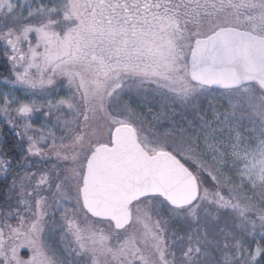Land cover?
Listing matches in <instances>:
<instances>
[{
  "label": "snow or ice",
  "instance_id": "snow-or-ice-1",
  "mask_svg": "<svg viewBox=\"0 0 264 264\" xmlns=\"http://www.w3.org/2000/svg\"><path fill=\"white\" fill-rule=\"evenodd\" d=\"M24 10L0 0L14 77L0 114L21 151L55 163L7 189L16 207L0 208V264H264V0ZM61 87L67 98L37 102ZM150 97L160 111L149 118ZM165 107L175 119L158 128ZM11 163L0 153V173Z\"/></svg>",
  "mask_w": 264,
  "mask_h": 264
},
{
  "label": "rangeland",
  "instance_id": "rangeland-1",
  "mask_svg": "<svg viewBox=\"0 0 264 264\" xmlns=\"http://www.w3.org/2000/svg\"><path fill=\"white\" fill-rule=\"evenodd\" d=\"M38 0H27V3H26V0H18V4H21V5H25V10H24V15L27 16V4H32L33 6H35L37 4ZM44 2H47V0H44ZM0 23H4L3 21H0ZM6 23H8L9 25L12 24L11 21H7ZM11 80V79H14L13 75L10 76V77H4V76H0V90H4V91H7V86L4 84V81L5 80ZM16 95L18 97H20L22 100L24 99H28V97H25L24 96V93L22 90H19L17 89L16 90ZM69 95V90L66 88V87H61L59 88V90L57 92H53L51 93L50 95L49 94H45V95H37L35 98L37 99V102L38 103H44L45 100L47 99H52V100H57V99H60V98H67V96ZM0 103H2V101H0ZM15 107V105L13 106ZM151 107L152 109V112H148V108ZM203 107L205 108V110L207 111L208 110V104L207 102L204 103ZM47 109H42L41 111L35 113V116H34V119H33V124L35 127L39 128L42 124L45 123V117L43 115V112L46 111ZM217 110L218 111H226V108L223 106V104H221L220 106L217 107ZM142 111L145 112V115L148 116L149 118L151 117L152 113H159L160 111V105L151 99V97L149 98L148 102L145 104L144 108L142 109ZM164 111L167 113V118H162L161 119V122L157 125L158 128H163L167 125L170 124V121H172L173 119H175V117H173L171 111L165 107L164 108ZM177 112H179V110H177ZM13 119L16 120L17 124H20L22 123V121H20L18 118L15 117V113H12L11 114ZM192 117L189 116V119H191ZM0 119L5 121L4 117L2 114H0ZM6 122V121H5ZM179 122L183 123V120H180ZM50 123H54V121H51ZM13 131H20L19 128L17 129H13ZM62 133L61 132H57V136H60ZM25 142V146L27 147V141L26 140H23ZM201 146H202V141H201ZM46 151H48L46 149ZM1 153V151H0ZM31 157H36L38 159H41V160H45L47 162H49V166L47 168H42V170H34V171H31L30 173H36L37 176L44 170H48L52 167V165L55 163V159H46V158H41L39 156H31ZM9 174V173H8ZM8 174H3V173H0V178H6L8 176ZM231 174V173H230ZM235 179V177H234ZM19 182V180H17ZM12 183V182H11ZM11 185V184H10ZM10 187V186H9ZM209 187V186H207ZM210 189L212 187H209ZM47 195V193H45ZM7 204H10L12 207H16V197L15 195H13V199L7 203ZM57 220H59V216H57ZM9 223L15 225L17 223L16 219L13 218L12 220L9 221ZM220 226L223 227L224 226V222L223 220L220 222ZM173 228L175 231H177L180 235H185V228L183 227L182 224H176L175 222H173ZM256 239L258 240L259 237L257 236ZM251 242V240H250ZM54 246L56 247H61V245L59 244H55ZM255 247V244H253V248ZM19 254L24 257L25 259H27L28 255H29V250L26 249V248H22L20 249V252Z\"/></svg>",
  "mask_w": 264,
  "mask_h": 264
},
{
  "label": "trees",
  "instance_id": "trees-1",
  "mask_svg": "<svg viewBox=\"0 0 264 264\" xmlns=\"http://www.w3.org/2000/svg\"><path fill=\"white\" fill-rule=\"evenodd\" d=\"M0 76H12V65L4 54L3 42H0ZM14 132L8 123L0 119V151L6 153L12 162L11 172L6 178H0V208L8 207L6 203L7 189L13 179L19 180L25 173L42 170L43 167L47 168L50 164L45 160L27 156L26 152L21 151V147L26 148L25 142L14 135ZM25 156H27V161L24 160ZM206 186L213 187L211 182ZM249 243H251L250 240Z\"/></svg>",
  "mask_w": 264,
  "mask_h": 264
},
{
  "label": "flooded vegetation",
  "instance_id": "flooded-vegetation-1",
  "mask_svg": "<svg viewBox=\"0 0 264 264\" xmlns=\"http://www.w3.org/2000/svg\"><path fill=\"white\" fill-rule=\"evenodd\" d=\"M4 77H10V76H4ZM15 132H17V131H15ZM15 132H14V135H16ZM16 136H17V135H16Z\"/></svg>",
  "mask_w": 264,
  "mask_h": 264
},
{
  "label": "water",
  "instance_id": "water-1",
  "mask_svg": "<svg viewBox=\"0 0 264 264\" xmlns=\"http://www.w3.org/2000/svg\"><path fill=\"white\" fill-rule=\"evenodd\" d=\"M15 134H16V132H15Z\"/></svg>",
  "mask_w": 264,
  "mask_h": 264
}]
</instances>
